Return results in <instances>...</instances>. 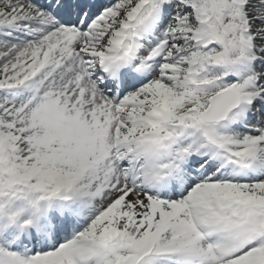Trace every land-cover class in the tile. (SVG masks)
Here are the masks:
<instances>
[{"label":"snow or ice","instance_id":"6c2138e0","mask_svg":"<svg viewBox=\"0 0 264 264\" xmlns=\"http://www.w3.org/2000/svg\"><path fill=\"white\" fill-rule=\"evenodd\" d=\"M0 264H264V0H0Z\"/></svg>","mask_w":264,"mask_h":264}]
</instances>
